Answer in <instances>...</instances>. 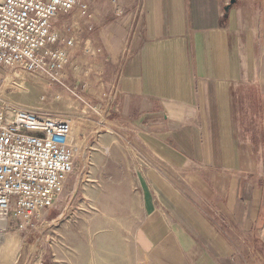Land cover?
<instances>
[{"label": "crops", "instance_id": "1", "mask_svg": "<svg viewBox=\"0 0 264 264\" xmlns=\"http://www.w3.org/2000/svg\"><path fill=\"white\" fill-rule=\"evenodd\" d=\"M112 1L85 0L93 18L54 25L75 31V55H94L95 99L117 89L111 121L156 152L135 168L136 259L264 264V196L247 177L261 169L264 143V82L247 29L256 0L229 11L231 0H119L121 14Z\"/></svg>", "mask_w": 264, "mask_h": 264}, {"label": "rangeland", "instance_id": "2", "mask_svg": "<svg viewBox=\"0 0 264 264\" xmlns=\"http://www.w3.org/2000/svg\"><path fill=\"white\" fill-rule=\"evenodd\" d=\"M254 3L247 12V29L256 32L254 51L264 82V0ZM80 16L75 11L64 19ZM75 56L78 65L66 69L65 83L76 91L65 92L44 77L21 73L10 75L16 83L7 82L0 90V103L72 121L74 142L81 148L61 199L39 232L11 227L0 233V264H139L136 237L144 212L135 168L147 167L151 161L146 159L156 152L133 128L109 117L101 125L95 111L101 103L90 93L97 80L96 71H90L94 55ZM261 152V169L247 177L264 196V143ZM262 209L259 236L264 238V202ZM11 236L20 246L13 261L4 248Z\"/></svg>", "mask_w": 264, "mask_h": 264}, {"label": "built area", "instance_id": "3", "mask_svg": "<svg viewBox=\"0 0 264 264\" xmlns=\"http://www.w3.org/2000/svg\"><path fill=\"white\" fill-rule=\"evenodd\" d=\"M112 8L122 13L119 0ZM79 11L93 18L85 0H0V90L10 75L44 77L65 83L79 42L73 30L62 33L55 22ZM93 31V28H89ZM117 89L95 107L101 125L116 108ZM73 122L0 103V233L15 227L38 233L47 213L61 199L81 148L71 135Z\"/></svg>", "mask_w": 264, "mask_h": 264}, {"label": "bare ground", "instance_id": "4", "mask_svg": "<svg viewBox=\"0 0 264 264\" xmlns=\"http://www.w3.org/2000/svg\"><path fill=\"white\" fill-rule=\"evenodd\" d=\"M1 91L3 92V89ZM71 135L74 138L73 126L71 128ZM16 238L13 237V236L9 237L8 240L6 241L5 246H4L5 251L8 254V258H9L8 260L9 261H13L14 260V258L16 257V254L18 253L19 247H20Z\"/></svg>", "mask_w": 264, "mask_h": 264}, {"label": "water", "instance_id": "5", "mask_svg": "<svg viewBox=\"0 0 264 264\" xmlns=\"http://www.w3.org/2000/svg\"><path fill=\"white\" fill-rule=\"evenodd\" d=\"M235 4V0H231L230 5L226 8L227 11Z\"/></svg>", "mask_w": 264, "mask_h": 264}]
</instances>
